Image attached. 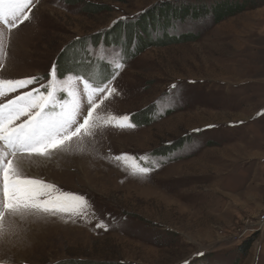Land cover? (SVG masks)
<instances>
[{
  "label": "rangeland",
  "instance_id": "obj_1",
  "mask_svg": "<svg viewBox=\"0 0 264 264\" xmlns=\"http://www.w3.org/2000/svg\"><path fill=\"white\" fill-rule=\"evenodd\" d=\"M88 1L104 9L86 13ZM240 1L39 0L34 16L19 30L9 32L0 23V78L43 73L54 60L63 67L61 49L68 45L78 56H84L80 47L88 49L97 68L94 52L105 49L111 53L108 60L119 53L125 63L117 81L120 94L107 107L113 114H130L136 125L105 129L95 148L86 143L82 153L54 156L49 172L39 168V178L86 194L89 215L75 221L45 215L20 221L6 215L0 261L183 264L203 251L207 255L200 264H264V227L246 231L258 228L252 224L264 214V115H258L264 112V0L213 18L219 6L232 8ZM180 8L191 10L161 17ZM144 9L141 16L153 19L145 20V33L136 32L137 40L134 31L123 29L129 20L112 26L117 18ZM177 24L189 30L177 32ZM180 33L197 38L164 45L143 40ZM85 64L81 73L89 70ZM58 96L67 98V93ZM109 149L133 159L118 164L105 156ZM82 159L95 179L76 172ZM137 163L160 167L140 177L131 171ZM96 222L107 230L96 228ZM246 241L247 250H240Z\"/></svg>",
  "mask_w": 264,
  "mask_h": 264
},
{
  "label": "snow or ice",
  "instance_id": "obj_2",
  "mask_svg": "<svg viewBox=\"0 0 264 264\" xmlns=\"http://www.w3.org/2000/svg\"><path fill=\"white\" fill-rule=\"evenodd\" d=\"M38 4L39 0H0V23L9 32L19 30L30 22ZM147 10L133 17L117 18L112 26L138 19ZM185 30L189 29L183 24L176 25L177 32ZM72 49V45L61 49V55L65 56L63 67L54 60L43 73L0 78V98L6 100L0 102V230L6 215L20 221L29 215L66 216L73 221L88 217L92 205L86 194L65 191L34 175L32 169L61 153H82L86 143L95 148L105 129L136 126L130 122V114H113L107 107L120 94L117 81L125 63L120 62L119 53L108 60L111 53L105 49L94 52L100 61L97 68L91 65L88 49H84V56H78ZM86 60L89 70L81 73ZM171 89L178 92L179 85L173 83ZM65 92L67 98L58 96ZM105 156H112L118 164L133 159L124 152L113 155L110 149ZM159 167V164L144 167L137 163L131 165V171L144 177ZM94 226L107 230L103 222H96ZM206 255L203 251L196 252L183 264H200Z\"/></svg>",
  "mask_w": 264,
  "mask_h": 264
},
{
  "label": "trees",
  "instance_id": "obj_3",
  "mask_svg": "<svg viewBox=\"0 0 264 264\" xmlns=\"http://www.w3.org/2000/svg\"><path fill=\"white\" fill-rule=\"evenodd\" d=\"M254 1L255 0H241L240 2H238V4L234 5L232 8H227L223 4V6H219V8H217V11H215V13H214L215 16L213 15V18L215 21H218L219 19H221V17L231 15L232 13L239 11L241 8L254 7L255 6V4H253ZM237 5H239V6H237ZM83 9L86 13L94 14V13L99 12L100 10H103L104 6L100 5V4H96V3L91 2V1H88V2L83 3ZM189 10H191V9H189ZM189 10L186 8H184L183 10L180 8L178 12L169 10V11L161 12L162 13L161 17L165 16L166 14L171 15V16H174V15L181 16L182 14H187ZM192 11H193V9H192ZM150 19H153V15L152 14H146V16H139L138 19H134L133 21L129 20L125 23H122V26H123V29H128V32H130V34H132V32L134 31V33H135L134 39L137 40L136 39L137 38L136 32L139 31L141 33H145V31H144L145 20L149 21ZM196 38H197L196 35H193L190 33H180V35H178L176 38L175 37L165 38V40H163V41L151 42V41H149V38H146V37L143 40L145 43H153L155 45H164V44H169V43L193 41ZM138 39H139V37H138ZM102 41H103V44L107 43V39L105 37H104V40H102ZM80 49H81L80 55H85L84 49L81 47H80ZM134 49L137 50V47ZM85 66H86V64H85ZM82 68H84V66H82ZM142 116L143 115L139 116V118L143 121L144 118H142ZM249 241H246L242 245H240L239 249L242 251H246L248 248V242ZM64 264H71V263H64Z\"/></svg>",
  "mask_w": 264,
  "mask_h": 264
},
{
  "label": "bare ground",
  "instance_id": "obj_4",
  "mask_svg": "<svg viewBox=\"0 0 264 264\" xmlns=\"http://www.w3.org/2000/svg\"><path fill=\"white\" fill-rule=\"evenodd\" d=\"M83 162V159H82V161L81 160H79L78 162H77V169L76 170H78V171H76V172H78L79 173V176L80 177H84V176H86V177H88L89 179H95L96 177L93 175V174H95V173H92V171L90 172V171H88L87 170V168H86V165L85 164H83L82 163ZM96 162H98L99 164H100V166H105L104 164H102V162L99 160V161H96ZM60 164V167L61 166H63V165H65L63 162H61V163H59ZM69 164V163H68ZM52 165H49V163H48V161L47 162H43L40 166H38V167H36V168H34V169H32V172H33V174L34 175H36L37 174V171H38V169L39 168H41L42 170H44V171H46V172H49L51 169H52ZM105 167H108V166H105ZM58 168V167H57ZM93 169V168H92ZM61 170H63L62 168H61ZM62 173V172H61ZM65 173V172H64ZM91 174L93 175V176H91ZM92 177V178H91Z\"/></svg>",
  "mask_w": 264,
  "mask_h": 264
},
{
  "label": "built area",
  "instance_id": "obj_5",
  "mask_svg": "<svg viewBox=\"0 0 264 264\" xmlns=\"http://www.w3.org/2000/svg\"><path fill=\"white\" fill-rule=\"evenodd\" d=\"M252 225H256V227H258V228L251 227V228H249V230H246L247 232L249 231V233H250V232H255L258 229L259 230L262 229L264 227V214L262 215V219L260 221H257V223H254Z\"/></svg>",
  "mask_w": 264,
  "mask_h": 264
}]
</instances>
